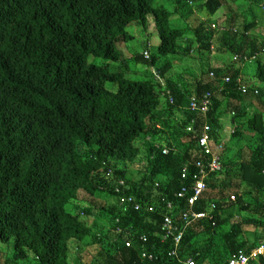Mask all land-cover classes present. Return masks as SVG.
<instances>
[{"label": "trees", "instance_id": "trees-1", "mask_svg": "<svg viewBox=\"0 0 264 264\" xmlns=\"http://www.w3.org/2000/svg\"><path fill=\"white\" fill-rule=\"evenodd\" d=\"M188 1L193 8L175 19L163 0H0V243L13 252L0 264L25 262L29 253L35 264H71L90 245L99 247L91 264H180L188 258L225 264V254L248 253L264 241V38L259 45L246 33L259 16L251 11L258 0H244L249 5L243 13L231 11L223 21L227 30L206 22L222 0ZM258 6L264 10V3ZM241 17L242 31L235 26ZM148 20L160 39L154 53ZM131 27L146 34L141 51L130 49ZM214 41L217 50L229 52L226 68L207 64ZM187 57L200 60L199 76L191 84L179 74L172 80V61ZM250 59L257 61L254 77L262 87L243 82V64ZM132 63L143 68L134 70ZM206 94L208 112L190 111L189 103ZM177 108L185 115L177 133L186 148L162 154L152 144L157 124L164 122L161 109ZM222 115L231 118L230 137L246 143L237 147L239 160L227 155L221 170L207 176V189L193 207L203 211L214 203V223L190 224L176 255H168L176 232L162 240L165 205L172 203L174 215L187 208L175 194L183 182L190 186L194 162L204 160L184 125L196 118L198 132L208 122L217 137ZM118 178L128 185L120 193L114 191ZM122 195L133 196L140 209L119 204ZM229 207L238 221L220 216ZM99 211L110 216L109 227L95 219ZM87 217H94L93 225ZM244 225L255 228L252 242L239 239L248 233ZM258 261L264 264V255Z\"/></svg>", "mask_w": 264, "mask_h": 264}, {"label": "rangeland", "instance_id": "rangeland-1", "mask_svg": "<svg viewBox=\"0 0 264 264\" xmlns=\"http://www.w3.org/2000/svg\"><path fill=\"white\" fill-rule=\"evenodd\" d=\"M164 5L167 9H169L170 11H172L173 13V18H178L181 13L191 7L193 8L194 5L190 4V2L188 0H171V2L169 0H163ZM258 5H263L264 0H258L257 1ZM248 5L246 2H244V0H222V4L221 6L217 9V11L211 15L208 19H206L207 23H209L208 26H210L211 24H214L215 28H223V29H228V25L224 24V20L225 18H228V15L230 14V12L232 11H238L239 13H243V11L248 10ZM256 4L252 5L251 11L255 12L256 14H259V16H257V20L255 21V25L254 27L252 26L246 33L250 34L251 36H254L255 40L257 41V43L260 45L259 38L260 36H262V38H264V10H260L259 11V6ZM195 10V9H194ZM196 12V11H195ZM197 13V12H196ZM198 15H200L199 13H197ZM202 16V14L200 15ZM248 16V15H247ZM246 16V17H247ZM151 18V17H150ZM205 18V17H203ZM250 20V17H247ZM205 20V19H204ZM248 20V21H249ZM152 22V24L149 23L148 20V29L150 26V30H148V32H150V35L148 36L150 39V44L153 46L151 53H154L156 50L157 45L160 42L159 36L157 35V30L154 31V23L153 20H150ZM244 21L242 19V17L240 19H237L236 22V27H238V29L240 31H242V25H243ZM195 25V24H194ZM176 26H183V24H177ZM241 27V28H239ZM133 27L130 28V30ZM213 29V28H212ZM135 29H132V31ZM134 32V38L135 40H133L132 44H130V49L132 50V52L135 51H141L142 49V45H140V41L142 40V38L145 37L144 34H141L139 32L133 31ZM143 36V37H142ZM186 38H191L190 35H187ZM261 38V39H262ZM134 44H136L135 48L138 49H133L132 46H134ZM219 46V42L214 41L213 43H211L210 46V53L208 54L207 57V64L210 67H221V68H226V64H228V62L230 61L229 59V52H222L221 50H217L216 47ZM194 52V51H193ZM195 54V53H193ZM130 57H132L131 55H128ZM129 57V58H130ZM177 60V59H176ZM163 63V61H159V63ZM173 62V66L172 69L169 70V75L171 76L172 80L175 79V74H179L180 76H182V80L185 81L187 84H191L192 82H194V80L199 76V69H200V60L198 59H192V57H187L184 58L182 61H172ZM98 64H103V61L101 60H97ZM143 65H141L140 63H135V65L132 63L131 64V68L134 70H141L143 67H141ZM238 65L235 64V67H237ZM256 66H257V61L255 59H250L248 61H246L243 64V68H242V78H243V82H247L249 84H255V85H259L260 87L263 86L262 83H260L255 77H254V73L256 70ZM250 101L249 98H247ZM254 102V106L257 105V103L255 101ZM229 118V116H227ZM225 120V125H224V132L223 135L226 137L224 140L226 141V143L224 144V151L221 152L222 157L225 156V154L229 155V156H233V160H239V153L236 152L237 151V147H242L243 145H245V141L244 140H240V141H236L235 138H231V132H232V127H231V123L229 119ZM163 130H166V125L163 126ZM154 138H156V136H154ZM214 142L217 145H219L221 142H223V140H220V138H217L216 136H213ZM156 140V139H155ZM162 141V139H159L158 142ZM140 142L139 140L135 141V144L140 146ZM256 142L255 140L251 139L250 142H248V145H254ZM236 148V149H235ZM245 149V148H244ZM134 166V165H133ZM133 166H129V167H133ZM132 170V169H131ZM136 170V169H135ZM132 171V174L134 176V178L138 177V173H136V171ZM130 175V176H131ZM97 202L102 203V199L101 197L96 199ZM111 203H114V200L111 201ZM225 212H232V208H228L225 210ZM225 214L224 212L220 214L221 217H223ZM93 217H87L86 220L88 221V223H90L91 219ZM97 218V222L99 224H103L107 227L110 226V224L112 223V221H110V216L108 214L105 213H100V211L98 212V216L95 217ZM240 219V216L238 215V213H234L232 215V217L230 218V223L234 222V221H238ZM225 225H223L222 227H224ZM227 227H224V229H226ZM245 231H247L248 233H245V235H241L239 237L240 240H242L243 238L247 237L249 242L253 241V236H252V231L255 229L253 226H247L244 225L242 227ZM200 238H196L198 241L201 240V237H204L202 235L199 236ZM251 240V241H250ZM216 243L219 244V246L221 248H223V244H222V240L221 238H216L215 239ZM99 247L95 246V245H90L87 246L82 252L81 254V260L80 262H72L71 264H91L93 261V257L95 256L96 252L98 251ZM0 259H6V260H11L12 256H13V252L10 246L5 245V244H1L0 243ZM229 258L228 254H225V256L223 257L224 260H227ZM35 264V259L33 257V255L31 253L28 254V259L27 261H19V264ZM248 264H260L258 259L257 260H253L250 261Z\"/></svg>", "mask_w": 264, "mask_h": 264}, {"label": "built area", "instance_id": "built-area-1", "mask_svg": "<svg viewBox=\"0 0 264 264\" xmlns=\"http://www.w3.org/2000/svg\"><path fill=\"white\" fill-rule=\"evenodd\" d=\"M145 57H148V51L143 52ZM155 73V71H154ZM157 77V75H156ZM243 92L245 88H242ZM166 94V92H165ZM170 102L172 98H169ZM210 98L209 95L206 94L203 96L201 101H191L188 105L190 111L200 112L201 114H205L209 110L210 106ZM196 124L195 118H191L189 121L186 130L188 132H195L194 126ZM197 146L199 151L201 152L204 160L198 159L194 163L195 173L193 174L192 181L190 186H186V183H182L181 189L175 194V197L179 199H184L187 205L186 209L180 210L177 217H174L172 212V203L167 202L165 208L167 209L166 213L162 217V228L165 230V234L162 235V240L166 239V236L169 233H173L175 231V235L173 236V248L168 252V255L175 256L179 243L182 239L183 231L193 222L199 219H206L211 221L212 224L214 223V216L213 210L215 208V204L211 203L209 208L205 211H195L193 210L194 205L199 201L200 197L202 196L203 192L206 189L205 185V178L212 172L219 171L221 169L220 164V156L218 151L221 149V145L213 146L212 138L210 137V127L207 123L202 125L200 132L198 133L197 137ZM167 149H162L163 153H167ZM264 174V169H263ZM188 174V166L186 164L183 165L181 169V179L185 181L187 179ZM128 185L125 183L123 179H118L114 186V191L116 193H120L122 190H127ZM231 200H234V195L230 196ZM119 204L121 205H130L133 209L138 210L140 209L141 205L136 202L133 196H120L119 197ZM147 211H152L153 206L148 205L146 207ZM177 221L181 223V228H179L176 223ZM142 240H145L144 236L140 237ZM124 245L126 247L131 245L130 241H125ZM264 254V241L260 242L255 247H252L248 253L241 250L238 252L236 256L230 257L226 264H248L250 260L256 259L259 255ZM142 257H146L148 259L151 258V255L146 254L145 252L141 253ZM180 264H197L193 259H186L185 261L181 262Z\"/></svg>", "mask_w": 264, "mask_h": 264}, {"label": "crops", "instance_id": "crops-1", "mask_svg": "<svg viewBox=\"0 0 264 264\" xmlns=\"http://www.w3.org/2000/svg\"><path fill=\"white\" fill-rule=\"evenodd\" d=\"M161 110H162V119L165 123L162 122V123L157 124L158 134H156L155 136H159L160 139L163 140V142H164V139L162 137L165 136L166 141L168 140L175 147L176 151L182 150V148H186V140L184 138V135L181 134V132L177 133V131L179 130L178 125H179V123H181V120H183L185 117V115L183 116V111H181L178 108L177 109H170V110L169 109H165V110L161 109ZM227 116H229V115H222L221 116V119H220L221 130L219 131V134L217 133V138H220V140H223L224 144L226 143V141L224 140L226 137L223 135L222 132H224L225 120L228 118ZM228 119L230 120V123H231L230 116ZM164 125H166L165 131L163 130ZM226 156H227V154H225V156H223L222 159L226 158ZM234 213H235V211L232 209V212H224V214H225L224 216L230 215L232 217V215ZM90 219H91L90 224L93 225L94 217L90 218ZM100 225H103V224L101 223ZM103 226H105V225H103ZM105 227H107V226H105Z\"/></svg>", "mask_w": 264, "mask_h": 264}, {"label": "clouds", "instance_id": "clouds-1", "mask_svg": "<svg viewBox=\"0 0 264 264\" xmlns=\"http://www.w3.org/2000/svg\"><path fill=\"white\" fill-rule=\"evenodd\" d=\"M148 56H149V52H148ZM152 73H153V70H152ZM244 92H245V91H244ZM210 105H211V102H210ZM209 107H210V106H209ZM207 112H208V111H207ZM195 120H196V118H195ZM189 121H190V120H189ZM189 121L184 125L183 131H184L185 133H193V134L196 136V146H197V137H198V133L200 132V130H201V128H202V125H203L204 123H207V124H208V122H205V121H204L203 124L201 125V128L199 129V131L195 133V132H188V131L186 130V127L188 126ZM196 122H197V120H196ZM195 125H196V124H195ZM208 125H209V124H208ZM156 127H157V126H156ZM209 127H210V125H209ZM157 129H158V127H157ZM194 129H195V126H194ZM210 131H211V128H210ZM150 137H151L150 135H147L146 140H151ZM210 137L212 138V144H213V146H216V144H215V142H214V139H213V135L211 134V132H210ZM162 138L164 139V142H163V140L160 141V142H158V140L160 139L159 136H156V138H153V139H152V144H153V146L156 147V148H160L162 154H168V153L170 152V150L176 151V150H175V147H174L173 145L170 146V145H169L170 142H169L168 140L166 141V137H165V136L162 137ZM155 139H156V140H155ZM170 144H171V143H170ZM219 145L222 146L221 149L218 151L219 156H220V164H221V168H222V155H221V152L224 150V141L221 142ZM197 147H198V146H197ZM164 148L168 150L167 153H163V152H162V149H164ZM200 153H201V152H200ZM262 154L264 155V151L262 152ZM194 163H195V162H194ZM184 164H186V165L188 166V170H189V164L186 163V162H185ZM184 164H183V165H184ZM183 165H182V167H183ZM181 169H182V168H181ZM263 169H264V168H262V170H261V173H262V174H263V172H262ZM220 170H221V169H220ZM220 170H219V171H220ZM180 175H181V174H180ZM263 175H264V174H263ZM108 176H109V173H108ZM206 178H207V177H206ZM206 178H205V179H206ZM118 179H123V178H118ZM118 179H117V180H118ZM117 180H116V181H117ZM123 180H124V179H123ZM124 181H125V180H124ZM115 183H116V182H115ZM125 183H126V182H125ZM205 185H206V184H205ZM154 186H155V187H158V186H159L158 182H155V183H154ZM206 189H207V187H206ZM206 189H205V191H206ZM205 191H204V192H205ZM204 192H203V194H204ZM155 194H157V192H156ZM203 194H202V196H203ZM157 195H158V194H157ZM202 196H201V197H202ZM201 197H200V199H201ZM133 198H134V197H133ZM200 199H199V200H200ZM134 200H135V198H134ZM183 200H184V199H183ZM234 200H235V196H234ZM234 200H231L230 197H229V201L233 202ZM184 201H185V200H184ZM136 202H138V201H136ZM162 202H163V200H162ZM198 202H199V201H198ZM198 202H197V203H198ZM138 203H139V202H138ZM197 203H196V204H197ZM185 204H186V202H185ZM196 204H195V205H196ZM210 204H211V203H210ZM210 204H209V205H210ZM148 205L153 206L152 204H147V206H148ZM195 205H194V206H195ZM209 205H208L207 209L209 208ZM147 206H146V207H147ZM186 207H187V205H186ZM145 209H146V208H145ZM153 209H154V207H153ZM207 209H206V210H207ZM214 209H215V208H214ZM134 210H135V209H134ZM193 210H194V209H193ZM203 211H205V210H203ZM213 211H214V210H213ZM149 212H151V211H149ZM177 216H178V214H177V215H174V217H177ZM213 216H214V215H213ZM200 220H201V219H200ZM115 222H116V220H115ZM262 241H263V240L258 241V243H257L256 245H258V244H259L260 242H262ZM256 245H255V246H256ZM255 246H253V247H255ZM262 255H264V254H262ZM259 256H260V255H259ZM259 256H258L256 259H253V260H257V259L259 258ZM228 259H229V258H228ZM228 259H227V260H228ZM253 260H250V261H253ZM250 261H249V262H250ZM226 262H227V261H226ZM249 262H248V263H249ZM225 264H226V263H225Z\"/></svg>", "mask_w": 264, "mask_h": 264}]
</instances>
